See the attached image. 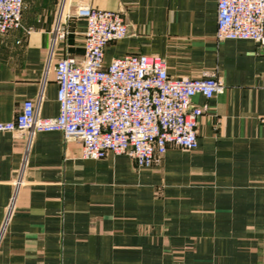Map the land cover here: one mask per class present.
Here are the masks:
<instances>
[{
  "label": "crops",
  "instance_id": "obj_1",
  "mask_svg": "<svg viewBox=\"0 0 264 264\" xmlns=\"http://www.w3.org/2000/svg\"><path fill=\"white\" fill-rule=\"evenodd\" d=\"M24 4L23 27L0 35V122L14 120L25 100L37 102L43 118L58 116L54 67L83 56L86 24L74 17L82 5L120 11L128 25L127 37L108 46L106 62L159 56L172 78L215 73L225 91L193 98L206 107L198 148L171 146L153 170L126 155L83 159L81 140L61 132H0V264H181L155 254L163 234L186 233L178 219L235 220L258 255L234 264H264V47L217 40V0Z\"/></svg>",
  "mask_w": 264,
  "mask_h": 264
},
{
  "label": "built area",
  "instance_id": "obj_2",
  "mask_svg": "<svg viewBox=\"0 0 264 264\" xmlns=\"http://www.w3.org/2000/svg\"><path fill=\"white\" fill-rule=\"evenodd\" d=\"M24 7V0H0V35L23 27ZM74 17L86 24L83 56H66L54 67L58 116L43 118L38 103L25 100L14 120L0 122V132L17 137L61 132L66 140H81L83 159L126 155L139 169L158 166L171 146L197 149L206 107L193 105V98L221 95L225 83L215 73L172 78L167 62L154 55L130 53L108 63V46L128 35L122 13L82 5ZM57 28L64 38L65 28ZM216 38L251 40L264 47V0H217Z\"/></svg>",
  "mask_w": 264,
  "mask_h": 264
},
{
  "label": "rangeland",
  "instance_id": "obj_3",
  "mask_svg": "<svg viewBox=\"0 0 264 264\" xmlns=\"http://www.w3.org/2000/svg\"><path fill=\"white\" fill-rule=\"evenodd\" d=\"M162 163L163 160L153 168H159ZM229 221L232 220L178 219V230L186 233L178 236L163 234L165 242L161 251H155V254L161 256L162 262L181 264L252 262L251 254L258 255L255 241H251L249 234L238 233L235 220Z\"/></svg>",
  "mask_w": 264,
  "mask_h": 264
}]
</instances>
